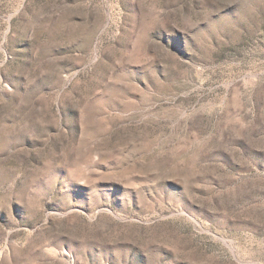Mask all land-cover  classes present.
<instances>
[{"label": "rangeland", "instance_id": "obj_1", "mask_svg": "<svg viewBox=\"0 0 264 264\" xmlns=\"http://www.w3.org/2000/svg\"><path fill=\"white\" fill-rule=\"evenodd\" d=\"M0 264H264V0H0Z\"/></svg>", "mask_w": 264, "mask_h": 264}]
</instances>
